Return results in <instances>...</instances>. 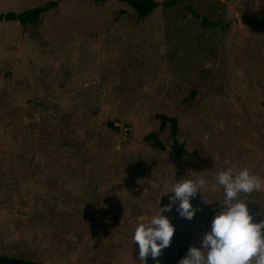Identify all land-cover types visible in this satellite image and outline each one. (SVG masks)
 <instances>
[{"label":"rangeland","instance_id":"rangeland-1","mask_svg":"<svg viewBox=\"0 0 264 264\" xmlns=\"http://www.w3.org/2000/svg\"><path fill=\"white\" fill-rule=\"evenodd\" d=\"M51 1L35 23L0 20V253L139 264L134 226L203 176L195 215L166 213L171 243L147 258L172 264L208 229L227 167L261 178L240 198L264 219V0H154L142 18L119 0H0V14ZM154 114L177 118L180 153Z\"/></svg>","mask_w":264,"mask_h":264},{"label":"clouds","instance_id":"clouds-1","mask_svg":"<svg viewBox=\"0 0 264 264\" xmlns=\"http://www.w3.org/2000/svg\"><path fill=\"white\" fill-rule=\"evenodd\" d=\"M216 185L223 189V200L215 210L210 225L199 237L198 245H189L178 264H264V219L256 221L241 194L261 189V178L248 167L218 171ZM206 184L203 176L184 175L171 186L169 202L155 214L141 219L132 231L138 245L139 264L147 258L156 260L171 243L175 225L166 213L175 208L180 217L191 220L197 208L192 199ZM161 199V197H160Z\"/></svg>","mask_w":264,"mask_h":264},{"label":"trees","instance_id":"trees-1","mask_svg":"<svg viewBox=\"0 0 264 264\" xmlns=\"http://www.w3.org/2000/svg\"><path fill=\"white\" fill-rule=\"evenodd\" d=\"M122 2H125L128 6H130L133 11L135 12L136 16L138 18H142L145 15H147L152 9H154L157 5V3L154 0H119ZM57 2L51 1L48 4H46L44 7H32L29 9H26L24 11H21L19 13L14 12H6L5 14H0V20H16L21 25H25L26 23H35L38 21L40 13L48 9L50 7H53L56 5ZM203 23L204 21L201 20ZM154 117L159 120L158 128L159 130H162L166 124L169 125V135L172 140V148L177 152H181V144H178L177 140V118L172 116H167L165 114H154ZM107 125L109 127H114L113 123L108 122ZM143 139L145 141L150 142L154 147L159 149H164V145L160 138L157 136L155 132H149L146 134ZM187 252V248L180 247L177 250L176 256L172 260V264H176L177 261ZM0 264H49L44 263L40 261H31L26 260L20 257L16 256H9L0 253Z\"/></svg>","mask_w":264,"mask_h":264}]
</instances>
